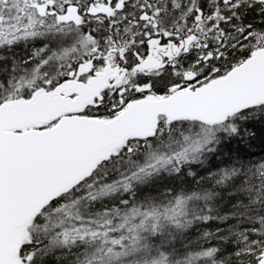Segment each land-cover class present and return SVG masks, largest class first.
<instances>
[{"label":"snow or ice","instance_id":"snow-or-ice-1","mask_svg":"<svg viewBox=\"0 0 264 264\" xmlns=\"http://www.w3.org/2000/svg\"><path fill=\"white\" fill-rule=\"evenodd\" d=\"M0 264H264V0H0Z\"/></svg>","mask_w":264,"mask_h":264}]
</instances>
